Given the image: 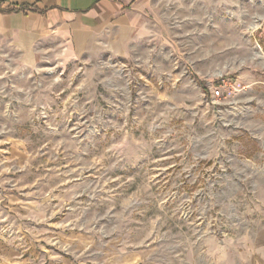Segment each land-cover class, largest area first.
Segmentation results:
<instances>
[{"label":"rangeland","instance_id":"obj_1","mask_svg":"<svg viewBox=\"0 0 264 264\" xmlns=\"http://www.w3.org/2000/svg\"><path fill=\"white\" fill-rule=\"evenodd\" d=\"M150 7L122 56L0 38V240L25 264H210L254 239L264 0Z\"/></svg>","mask_w":264,"mask_h":264},{"label":"crops","instance_id":"obj_2","mask_svg":"<svg viewBox=\"0 0 264 264\" xmlns=\"http://www.w3.org/2000/svg\"><path fill=\"white\" fill-rule=\"evenodd\" d=\"M152 0H0V38L24 54L55 41L73 58L122 56L152 16ZM264 206V194L259 196ZM254 221L251 244L221 248L210 264H264V209ZM245 245V246H244ZM23 255L0 240V264H25Z\"/></svg>","mask_w":264,"mask_h":264},{"label":"built area","instance_id":"obj_3","mask_svg":"<svg viewBox=\"0 0 264 264\" xmlns=\"http://www.w3.org/2000/svg\"><path fill=\"white\" fill-rule=\"evenodd\" d=\"M232 87V82H230L228 79H219L216 88L213 89V99L219 100L220 98H223L224 93L230 91Z\"/></svg>","mask_w":264,"mask_h":264}]
</instances>
